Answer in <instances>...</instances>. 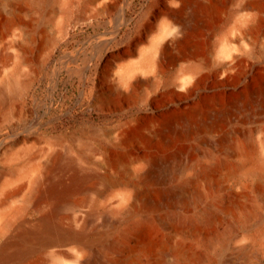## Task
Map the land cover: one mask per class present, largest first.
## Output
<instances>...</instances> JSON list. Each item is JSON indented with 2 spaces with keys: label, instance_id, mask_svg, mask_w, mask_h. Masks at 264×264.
<instances>
[{
  "label": "bare ground",
  "instance_id": "bare-ground-1",
  "mask_svg": "<svg viewBox=\"0 0 264 264\" xmlns=\"http://www.w3.org/2000/svg\"><path fill=\"white\" fill-rule=\"evenodd\" d=\"M136 1L0 0V54L16 50L0 78V128L40 30L99 18L109 37L85 60L95 65L90 104L147 107L146 119L76 146L38 150L23 124L0 134V264H219L194 244L213 250L203 233L240 213L249 191L264 193V131L225 128L236 112L264 115V0H148L126 37ZM200 133L213 149L184 143ZM241 240L239 251L264 249V229Z\"/></svg>",
  "mask_w": 264,
  "mask_h": 264
},
{
  "label": "rangeland",
  "instance_id": "rangeland-1",
  "mask_svg": "<svg viewBox=\"0 0 264 264\" xmlns=\"http://www.w3.org/2000/svg\"><path fill=\"white\" fill-rule=\"evenodd\" d=\"M147 1H136L135 10L128 15L131 19V28L124 32V36H129L136 26ZM107 21L108 19L99 18L78 25L70 24L62 35L52 28L46 32L40 30V36L33 45L34 53L30 55L31 63L20 79L21 88H24L23 93L14 99V114L10 121L3 122L0 134L8 128L17 127V124H23L22 133L29 137V144H34L39 150L45 147L48 140L63 139L69 146H76L81 141L97 142L100 140L96 133L99 129L120 128L138 116L146 119L144 117L147 107L139 101L134 104H111L105 107L104 111H96L90 104V80L94 77L95 65L92 62L86 63L85 60L89 59L95 42L109 37ZM127 41L126 39L125 42ZM15 55L16 50L12 47L2 50L0 78L14 69ZM104 69H109L106 63ZM104 84L107 89L111 83ZM137 92L139 95L142 94V90L138 89ZM233 127H244L260 136L264 131V115L253 111L245 114L236 112L229 125H225L226 129ZM200 136L203 139L196 137L184 143L190 146L191 150L198 148L194 152L199 149L198 152L213 149L209 146L210 138L204 137L201 133ZM202 141L208 142L204 144ZM169 151L164 153L167 155ZM219 186L222 188V184ZM223 192L228 194L234 193L235 190L229 188ZM242 202L244 208L240 213L220 214L219 221L209 231L203 233L216 243L213 250L206 243L194 244L187 240V243L195 245L196 252L205 260H226L219 264H264V249L255 246L244 252L239 251L240 247L246 244L241 240L242 236L257 234L264 229V193L249 191ZM253 209L255 214L249 216ZM240 214L248 217L245 222H241ZM220 243L225 244V249L216 252Z\"/></svg>",
  "mask_w": 264,
  "mask_h": 264
}]
</instances>
